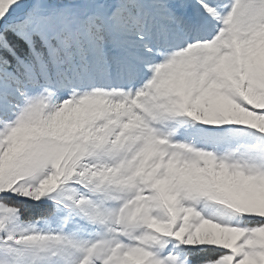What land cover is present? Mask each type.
<instances>
[{"label":"snow or ice","instance_id":"6c2138e0","mask_svg":"<svg viewBox=\"0 0 264 264\" xmlns=\"http://www.w3.org/2000/svg\"><path fill=\"white\" fill-rule=\"evenodd\" d=\"M0 264H264V0H0Z\"/></svg>","mask_w":264,"mask_h":264}]
</instances>
